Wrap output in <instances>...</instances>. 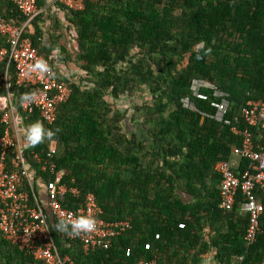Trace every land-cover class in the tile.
I'll return each mask as SVG.
<instances>
[{
	"label": "trees",
	"instance_id": "16d2710c",
	"mask_svg": "<svg viewBox=\"0 0 264 264\" xmlns=\"http://www.w3.org/2000/svg\"><path fill=\"white\" fill-rule=\"evenodd\" d=\"M37 3L46 7V0ZM83 5L73 11L56 3L24 34L71 96L52 125L43 123L56 132L52 140L23 147L18 166L13 164L20 162L18 151L10 152L6 171L22 173L25 167L22 189L28 193L38 180L77 189L79 198L62 201L73 211L92 194L105 221L129 227L107 250L86 253L48 218L61 257L73 264H201L214 250L217 264H263L264 212L255 243L246 247L243 197L239 194L230 211L220 208L215 167L230 161L242 138L210 118L211 103L192 98L189 89L197 79L229 94L234 127L248 128L243 109L264 102V0H83ZM0 17L16 27L26 22L12 0H0ZM201 40L210 52L195 48ZM7 48L0 34V50ZM62 64L72 75L63 74ZM8 80L18 102L28 89L17 86L13 67ZM6 97L3 87L0 156ZM187 97L197 111L183 107ZM21 116L23 127L41 121L38 113ZM53 145L56 154L49 159ZM47 161L54 173L42 170ZM250 164L240 159L235 176L241 179ZM256 195L264 205V193ZM0 264L43 263L0 232Z\"/></svg>",
	"mask_w": 264,
	"mask_h": 264
},
{
	"label": "built area",
	"instance_id": "2783aa9c",
	"mask_svg": "<svg viewBox=\"0 0 264 264\" xmlns=\"http://www.w3.org/2000/svg\"><path fill=\"white\" fill-rule=\"evenodd\" d=\"M12 2L26 17V22L24 25L16 27L0 17V34L6 38L8 45L7 49L0 50V94L3 87H6V109H8L2 120L7 125V129L2 138L0 156V232L7 241L18 246L21 250L28 251L43 264H73L68 256L61 257L59 254L48 217L38 198L33 195L35 189H30V193L22 189L23 178L28 176L25 167H23L22 173L6 171L5 161L10 152L18 151L19 153L20 162L14 161L15 166L24 162L21 157L24 143L21 141L17 129L19 118L23 117L21 115L38 113L42 123L52 125L56 120L58 107L66 103L71 96L70 88L57 80L56 74L47 60L51 74L41 76L37 73L31 75L27 73L29 64H34L38 58L45 60L39 50L33 46L32 41L24 37L27 29L31 27V22L43 10L39 8L37 0H12ZM54 2L73 11H80L84 8L83 0H54ZM2 64H5L4 71L1 69ZM11 67L14 68L16 74L17 86L26 87L27 92L39 90L37 98L32 103H22L21 98L18 102L14 99L9 90L8 80ZM189 90L192 98L211 103L214 115L210 118L219 124L230 127L233 134L242 138L240 148H234L233 154L240 159L250 161L249 171H246L239 179L235 176L231 162L223 161L216 165L215 172L220 177L219 194L222 210H232L239 194L243 197V211L249 217L245 242L246 247H250L255 243L260 231L259 222L264 212V205L256 195L257 191L264 193V102H249L247 104L242 111V116L248 128L239 130L234 127L229 118V94L218 90L211 83L197 79L191 82ZM181 102L184 108L197 111L189 97ZM251 127L257 129L255 134L249 129ZM55 154L56 149L53 145L47 157L53 159ZM35 158L40 162L37 156ZM42 170L54 173L55 165L48 161L44 162ZM45 185L48 207L54 220L58 222L66 220L69 213L89 215L96 219L97 227L94 232L81 234L78 237L66 234L68 240L81 243L86 253L94 249L107 250L111 246L112 240L121 236L129 227L128 222L105 221L102 218L103 212L92 194L87 195L82 208L73 211L65 208L62 201L68 195L79 198L77 189L54 182ZM146 249L149 247L146 246ZM238 260L242 261L243 257H239ZM139 264L157 263L156 261H143Z\"/></svg>",
	"mask_w": 264,
	"mask_h": 264
},
{
	"label": "clouds",
	"instance_id": "9594fccd",
	"mask_svg": "<svg viewBox=\"0 0 264 264\" xmlns=\"http://www.w3.org/2000/svg\"><path fill=\"white\" fill-rule=\"evenodd\" d=\"M197 50H205L210 52V49H206V41L201 40L195 45ZM197 58H201L199 55ZM27 73H37L41 76L45 74H51V69L46 60L43 58L36 59L34 64L27 66ZM39 90H33L31 92L24 93L21 96L22 103H32L38 96ZM21 133L24 139V143L28 146H36L43 143L46 140H52L56 135L51 129L45 128L43 123L39 120L28 124L26 127L21 129ZM97 221L94 217L89 215H78L69 213L66 220H61L57 225L56 229L60 232H67L74 237H78L81 234H89L96 230Z\"/></svg>",
	"mask_w": 264,
	"mask_h": 264
},
{
	"label": "crops",
	"instance_id": "0c3cea01",
	"mask_svg": "<svg viewBox=\"0 0 264 264\" xmlns=\"http://www.w3.org/2000/svg\"><path fill=\"white\" fill-rule=\"evenodd\" d=\"M54 4H56L54 2V0H46V7L42 10L43 11H46V10H51L54 6ZM54 9V8H53ZM51 15L53 14L52 11H50ZM61 15V14H60ZM45 42L48 44L49 43V37H45ZM62 43L64 44L65 41L62 40ZM62 69L64 70L63 71V74L65 76H67V73H68V70L65 69L64 65L62 64ZM19 120L21 121V119L19 118ZM20 121H18V124H17V129H18V132L20 134V139L21 141L24 143V139H23V136H22V133L20 131V129L23 127V125L20 123ZM26 144L24 143V146L25 147ZM230 162L235 170V168H237L239 166V163H240V158L236 155H233L230 159ZM36 185H37V189H35V192L37 193V196H38V199H39V202H40V205L42 206L45 214L47 215V217L50 219L52 218L51 216V213H50V210H49V207H48V196H47V190H46V185L43 184L41 181H36ZM215 256V251L212 250L210 251L208 254H205L202 256V263L201 264H217V261L215 260L214 258Z\"/></svg>",
	"mask_w": 264,
	"mask_h": 264
},
{
	"label": "rangeland",
	"instance_id": "374dc122",
	"mask_svg": "<svg viewBox=\"0 0 264 264\" xmlns=\"http://www.w3.org/2000/svg\"><path fill=\"white\" fill-rule=\"evenodd\" d=\"M70 74L72 75V73H68L67 75L70 76ZM134 102L139 103L140 101H139V99L137 98V99L134 100ZM124 104H125V101H123L122 105H124ZM1 105H3V104L1 103Z\"/></svg>",
	"mask_w": 264,
	"mask_h": 264
}]
</instances>
